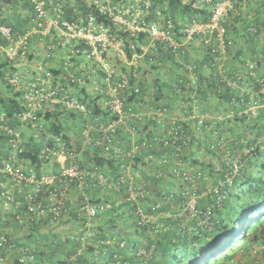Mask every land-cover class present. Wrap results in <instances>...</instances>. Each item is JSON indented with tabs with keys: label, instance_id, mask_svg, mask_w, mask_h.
<instances>
[{
	"label": "built area",
	"instance_id": "1",
	"mask_svg": "<svg viewBox=\"0 0 264 264\" xmlns=\"http://www.w3.org/2000/svg\"><path fill=\"white\" fill-rule=\"evenodd\" d=\"M67 1L25 0L32 9L28 17L29 28L23 33L15 32L1 24L4 11L0 8V54L10 65L9 68L16 70L10 78V83L19 86L28 79L23 72L31 64L29 54L33 53V47L30 42L35 37L42 36L52 44L46 54L48 57L54 53L64 52L63 68L68 73L67 79L70 84H82L71 70L77 66L78 70L85 72L91 69L93 71L94 68L102 72L105 80L101 83L106 85V88L102 90L101 83L93 80L98 84L95 92H101L107 99L97 102L101 107L98 109L82 103L83 100L74 95L75 88L72 86L64 95H60L59 89L53 87L54 79L50 71L38 68L45 77L38 76L25 90L23 99L27 111L19 118L21 122L36 120L39 113L46 108L54 111L57 105L63 104L69 111L92 120L83 131L84 151L99 147L105 161L107 163L114 161L120 168L116 170L115 177L100 173L98 167H93L92 170L84 168L80 160L81 153L74 151L71 145L68 147L60 137L56 139L57 150L46 145L42 151V160H48L49 157L55 159L47 163L53 167L49 174H39L33 168L28 169L27 173L11 162L3 161L0 173L6 174L20 193L24 186L30 187L24 196L26 204L24 212L30 214L25 220L50 215V222L58 224L66 202L75 201L74 196L83 204L78 209L83 213L79 215V220L85 217L95 219L104 207L100 208L94 204L92 198L87 195V190L96 185L105 188L104 191L113 189L118 192H123L124 186H127L131 192L129 201H134L138 197L144 198V203L135 211L141 225L146 226L150 223L154 225L160 219H181L180 227L188 234H193L200 226H211L213 215L223 208L235 181L242 178L247 162L254 159L258 151H264V14L260 16L258 28L255 25L249 28L253 43L256 42L258 45L253 56L239 60L238 71H230L227 62L234 56L230 53L233 51V45L230 43L231 46H228L226 40L227 25L231 14H238V8L245 12L249 10L251 4L249 0H220L213 4L214 8L208 22L192 21L182 27L178 34L174 31L176 30L174 22L166 21L158 6L152 13L153 0H92L100 14L108 17L123 34L130 33V38L114 34L110 26L99 23L93 15L85 20L64 19ZM207 3H212V0H207ZM54 30L59 33L56 37L52 35ZM139 35H144V38L139 39ZM196 42L208 52L204 66L211 74L206 80H202L197 72V63L193 60L188 61L186 64L188 81L180 80L174 86L183 110V115L178 117L172 114L173 108L168 105L156 104L158 89H154L151 95L143 87L142 82L138 81L140 71L135 64L140 59L147 58L148 65L152 67L160 65L158 59L162 53L172 55L176 63H184L185 55ZM129 52L132 54L130 57ZM123 65L134 68L123 73L119 68ZM224 93L228 94L229 100L227 104L222 103V106L231 109L235 119L245 120L242 123L246 125L245 134L240 138H232L215 129L214 121L222 120L225 113L221 111L211 113L207 109L213 102H220L218 94ZM4 117L5 114L0 115V131L14 133L16 140L11 143L15 150L22 153L23 149H18L22 142L20 133L11 130ZM93 132H97L98 135L92 137ZM207 133L212 135L207 137ZM158 134L163 137L156 147L152 142L157 139ZM150 135L155 138L150 139ZM123 139H128L131 144L122 141ZM190 148L191 150L201 148L213 155H220L225 164V169H218L223 172V178L200 196L199 184L204 177L200 173L193 175L189 170L190 163L185 162ZM144 154H146L144 159L136 163V155L141 157ZM142 162L146 165L143 166ZM151 163L159 168L155 171V168H151L153 166ZM55 164L58 165L57 170H54ZM163 169L180 183L181 191L176 194L177 202L173 199L175 194H172L173 196L163 197V201L156 200V203L148 206L145 202L151 194L145 189V179L155 172L158 176H163ZM73 186L77 193L72 191ZM44 188L49 192L45 205L40 200ZM201 197L208 200L207 202L211 200L205 211L199 209L198 199ZM12 200L9 196L2 207L7 208ZM1 202L2 200L0 208ZM167 205H171V209L156 216L147 211L152 207V212H157ZM22 206H24L22 201H15L16 209ZM183 217L186 220L182 219ZM17 218L24 224L21 215ZM189 220L191 222L195 220L197 225H190ZM86 224L91 228L90 220ZM156 228L167 232L174 229L166 222L158 223ZM87 234H90V231ZM101 244L118 246L120 249L126 246V242L120 241L117 237L106 242L100 241L99 245ZM1 251L9 255L15 254L21 264H32L37 260L35 249L30 246H19L6 235L0 236ZM153 254V249L140 248L136 256L138 260L146 261L151 259ZM5 261L6 258L0 253V264H4Z\"/></svg>",
	"mask_w": 264,
	"mask_h": 264
},
{
	"label": "trees",
	"instance_id": "2",
	"mask_svg": "<svg viewBox=\"0 0 264 264\" xmlns=\"http://www.w3.org/2000/svg\"><path fill=\"white\" fill-rule=\"evenodd\" d=\"M56 1L57 0H53V2ZM70 1L72 0H69V3ZM218 1L220 0H212V3L208 4L207 0H194L189 3H185V0H153L154 5L152 8V13H154V10L158 6L161 9L164 19L166 21L172 20L174 22V25L176 26V30L174 31L178 34L182 27L190 24L192 21H197L199 23L208 22L214 8L213 4H216ZM249 2H251V0H249ZM7 3L12 5L14 13L9 17L4 14L1 24L12 28V30L15 32H25V25L28 24L29 16H21V14H19L20 10H18V8H22L21 5H23L24 8L29 10V15L31 14L32 7L30 4L25 2V0H19V2L16 0H7ZM69 3H67V7L65 8L64 19L76 21L79 18H83L85 20L88 18V16L93 15L97 18L99 23H104L110 26L114 34H118L120 36L122 35L126 38L131 37L130 33L127 32L123 34V32L119 30V27L110 21L108 17L100 14V12L94 6L92 0H80L79 3L76 2V6H71ZM251 7L252 4H250L249 9H251ZM258 10L262 11V14H264V0L260 1ZM237 12V15L231 14L230 21L235 19L237 22L239 20L245 22V29L242 32L243 40L246 46L253 45L257 49L258 45L256 42L253 43L252 34L249 32V28L251 25H255L258 28L260 17L250 16L248 11L245 12L240 8H238ZM229 24L227 25L226 40L228 46H231L230 43L234 45L237 43V41L234 42L233 37L230 35ZM143 38L144 35H139V39ZM36 41H38L39 44H43V46L46 48L45 53L47 54L49 52V47L52 45L50 41L45 37L37 36L30 42L32 47L34 44H36ZM160 53H162V51H160ZM33 55L34 53L29 54L30 62L33 59ZM128 55L130 57L132 55L131 52H129ZM162 55H164V53H162ZM165 55L175 62L172 55ZM189 55L190 54L188 53L185 55V61L187 62ZM204 61L206 63V59ZM64 65L65 60L62 66L64 67ZM4 66L10 67V65L8 62L4 61L3 65L0 66V77L3 78V80H5L4 73L2 72V68H4ZM71 70L73 71L77 80L79 79L82 81V84H70L67 79L68 73L64 70V68H62L60 71L50 72L54 79V89H59L60 95H64V93L69 90V87L72 86L75 88L74 95L79 97L80 100H83L82 103L89 107L94 106L92 108L101 109V107L97 105V102L105 99V95L101 92L92 91V93L87 89L88 82L91 83V81L96 80L99 84L102 80H105V75L100 72V77H97L99 74L92 73L91 70L86 72L76 69ZM11 71L15 72L16 70L11 68ZM38 76L45 77V75L41 72L32 75L31 77L26 76L28 79L24 82H21L19 86L11 84L10 80L9 82L5 80V83H7L6 85L14 90L22 85V87L20 89L18 88L19 90L14 92L12 96L0 98V115L5 114L4 121L7 122L8 127L15 133H20L22 142L19 144L18 149H23V152L20 153L18 150L13 148V144L11 142L16 140L14 133L0 131V165L3 161H6L11 162L16 167H18L21 166V163L26 162L30 164V166H33L36 170H39L42 165L47 166L48 162L55 161L53 157L52 159L49 157L48 160H42V151L44 148H46V145L57 150L58 148L56 145L58 143L56 139L57 137H60L68 147L71 145V148L74 151L81 153L80 160L84 165V168H91L92 170L93 167H98L100 173L103 172L106 176L115 177L117 175L116 170H119L120 165H116L114 161L107 163L99 147L95 146L84 151L83 131L86 129L88 123L92 121L91 119L87 120L83 115L75 113L71 110L69 111L65 105L60 104L55 107L54 111L50 108H46L45 111L40 112L36 117V120H27L25 122L20 121L19 116L27 111L25 100L23 99L26 93L25 90L31 83H34L35 78ZM133 82L134 81L132 79V83ZM101 86L102 90L106 88V85ZM177 96L178 95L176 94V97ZM218 97H220V102L217 103L221 105L222 103L227 104V101L229 100L227 93L222 95L218 94ZM221 114L224 115V113ZM223 120H225L224 117L222 120L214 121L215 129L223 131ZM235 120L240 124L245 121L238 119ZM97 135V132L92 133V137H96ZM158 135L159 136H157L156 140H153L155 136L153 137V135H150V139L153 140L152 144L156 147L159 145V140L163 137V135ZM211 135L212 134H209V136ZM122 141L128 143L129 145L131 144L128 139H123ZM199 149L201 148H198L197 150L199 151ZM206 152L212 154L209 151ZM262 152L264 151H258L255 158L247 162V165L245 166L248 167L244 169L246 172H244L242 178H239L237 181H235L234 187L230 190L229 198L226 200L225 205L220 211L213 215L211 219V226H200L193 234H188L185 233L184 229L180 227L182 222L181 219H160L157 222V224L160 222H166L168 225L171 224L174 229L168 232L164 231L163 229H157L156 223L154 225H152V223L147 224L146 226L141 225L138 221L139 219H137L135 216V211L141 203H144V198L138 197L134 201H129L128 198L131 192L128 191L127 186H124L123 192H118L117 190L113 189H107L104 191L105 188L103 189L102 186L95 185V187L89 188L87 190L88 193H86L92 198L91 201L94 204L100 206V208L104 207L103 211H101L95 219L98 220L101 218V216L106 214V216L112 217V230L110 231V233L112 232L111 236H107L105 232L103 233L100 229L94 228L92 230V228H88V224H86V222L90 220L92 223L95 221V219L91 220L85 217L79 220V215H82L83 213L78 209L82 207L83 204L80 201H68L66 202L65 210L61 211L59 221L61 223L64 217L68 215L70 216V221L74 222V224H77L80 228L77 234L70 236L73 238L74 243L72 249L67 252L65 256L64 253H61V248H59V252L55 253L56 255H50V259H48L47 263L45 261H40L37 255L36 262L32 264H229L238 256L242 258L250 251H254L257 248L264 246V164L261 160ZM164 153L165 152H161V154ZM47 155L50 156V154ZM191 155L192 154H189L185 158V162L190 163ZM144 156H146V154L141 157L136 155L135 162H140L144 159ZM15 159H18V163L20 165L16 164ZM219 161L221 162L220 170L223 168L225 169V164L222 161L221 156L219 157ZM142 164L143 166L146 165L144 162H142ZM151 164L153 165L151 168H155V171L159 168V166L157 167L153 163ZM211 167L215 174L216 170L219 171L218 169H215L214 166ZM20 168H22L23 171L27 173L29 172L27 168ZM54 169H58L57 164H55ZM162 172H164L163 176H158L157 172H155L154 174H150V176L146 177L145 179V189H148L151 194L149 199L145 202L148 206L156 203V200L163 201V197L169 198L174 194L175 196H173V199H175L177 202L176 199L178 195L167 189V187L170 185L166 183L168 178L174 179L175 181L177 180L175 177L171 176V174L167 173L166 170L163 169ZM200 172L204 174L202 171ZM219 174V179H222L224 175L223 172L219 171ZM0 175L4 177V179H2L3 177L0 178V199L2 200L0 208V221L4 225L11 221L13 225H21L19 219L17 218L18 215H21L23 219L30 216L29 213L24 212L26 210L24 196L25 193L29 191L30 187H23V191L20 193L16 186L15 194L14 191L7 193L5 189H2V181L7 179L11 185H15V183L6 174L1 172ZM88 186L91 185L88 184ZM199 188H201V185H199ZM72 191H75L74 186ZM135 191H137V188ZM198 194L200 196L201 191H198ZM9 196H11L13 199L10 202V205H12L11 212L14 209V213L12 215L10 214L8 216L10 220L6 219L5 222L2 217V206ZM40 196V200L43 201V204L45 205L48 202L47 199L49 197L47 188L42 190ZM15 201H22L24 206H22L20 209H16ZM198 203L199 209L201 211H205L208 207V204L211 203V200H209L208 204L202 205L200 198L198 199ZM107 205H109V208H107ZM169 209H171V205L164 206L157 212H152V207L147 209V211L149 214H154L156 216L158 213L167 212ZM68 211L69 213H67ZM47 217L34 218L30 220L26 219L25 221L30 223L31 226L35 228L39 224H42V220L46 221V219H48L50 222L51 216L48 215ZM182 219L186 220L185 217ZM120 223L121 225L127 223L126 225L128 227L126 228H129V226L132 227L131 232L135 234V239H130L124 231H121L122 228H119L121 226L119 225ZM190 225L195 226L197 225V222L192 220ZM89 231L90 234H87ZM2 235H6L7 238L11 239L12 242L17 243L4 230H0V236ZM113 237L119 238L120 241H125L126 246L123 249H120L118 246L115 247L107 244L99 245L100 241L106 242L108 239ZM19 246H30L35 249L37 254V250L32 244H19ZM142 247L146 248V250L153 249L154 254L151 259L146 261L137 259L136 254ZM49 249V251H52L51 248ZM258 252H260V250H258ZM0 253L3 255L2 251ZM101 258H104L103 261H101ZM16 264L21 263H19L17 260Z\"/></svg>",
	"mask_w": 264,
	"mask_h": 264
},
{
	"label": "crops",
	"instance_id": "3",
	"mask_svg": "<svg viewBox=\"0 0 264 264\" xmlns=\"http://www.w3.org/2000/svg\"><path fill=\"white\" fill-rule=\"evenodd\" d=\"M260 1L261 0H251L252 7L251 9L248 10L250 16L262 17L263 15L262 11L258 10ZM233 20H231L229 24L230 35L233 37L234 42L237 41V43L233 45V51H230V53L233 54L234 58L231 59L229 62H227V66H229L230 71L233 70L238 71L240 69L239 60H246L248 58H251L254 54L255 51L254 49L256 48L253 45L246 46L243 40L242 32L245 29L244 28L245 22L241 20H239L238 22L235 19ZM52 35L56 37L59 35V33L56 30H54ZM37 42L38 41H36V44H34L32 48L34 55L31 64L29 67L24 69L23 74L31 77L32 75L41 72L38 71V68H42L43 70H47L50 72L60 71L63 68L62 64L64 63V52H60V53L57 52L58 54L54 53L51 57H48V55H45V50H44L45 47L43 46V44H41L42 47H40L39 42L38 43ZM188 54H190L188 61L193 60V62L197 63L198 65L197 72L200 78L202 80H206V77L210 76L211 74L210 70L205 69L204 66L205 65L204 60L206 59L207 61L208 59V55H207L208 52L203 48V46L199 42H196ZM158 60L160 65H157L155 67L148 65L147 58L140 59L139 62L135 64V66H137L140 71L138 81L142 82L143 87H145L146 90L149 91L151 95L153 94L154 89H158V93L156 94L155 97L156 104L168 105L169 107L173 108L172 114L180 117L183 115V110L179 103V98L176 97V91L174 89V86L175 83L179 82L180 80L186 82L188 81L187 79L188 71L186 67V64L188 62L184 60V63L178 64L172 61V59L166 55H162L161 57H159ZM184 64L185 66H183ZM119 68L120 71L122 70L123 73H125L130 68L133 69L134 66L131 67V66L123 65V66H119ZM75 69L78 70V66ZM93 71L91 69L92 73L95 74L97 73L99 74L97 75V77H100L101 73L97 71V68H94ZM96 89H98V84H95V82L93 81H91V83L88 82L87 90L95 92ZM207 109L211 113L216 111L218 112L221 111L225 113V117H224L225 120H223V125L225 127L224 126L222 127L224 134L232 138H237L245 134L246 125L240 124L235 120V118L232 115L233 112L231 111V109L226 108L224 105L222 106L217 102H213L212 105H208ZM218 156L219 155H213V154L211 155L206 152L196 151L195 154H192L190 157L191 161L189 164V168L191 169L189 170L192 172V174L193 175L199 173L202 174L200 171L204 173L202 174L204 179L200 181L202 191L212 188L218 182L219 179L218 175H220L219 171L216 170V174H215L211 167L214 166L215 169L221 168L220 165L221 162L219 161L220 156L219 157ZM261 160L262 163L264 164V152H262ZM16 164L17 165L19 164L18 159H16ZM21 167L27 169L34 168L33 166H30V164L26 162L21 163ZM47 173L49 172L47 171ZM1 177L3 176L0 175V178ZM2 179H4V177ZM166 183L170 185L169 187H167V189L171 190L173 193L176 194L180 193L181 186L178 181L168 178L166 180ZM2 184H3L2 189H5L7 193L14 191L15 194L16 185H11L7 179L3 180ZM74 193L77 192L74 191ZM74 198L75 201H71V202H78L75 196ZM201 204L206 205L208 204V202L204 198L203 199L201 198ZM2 208H3L2 217L3 220H5L6 222V219L10 220L8 216L14 213V209L12 208L13 210L11 212L10 208H4V207ZM67 213H69V211ZM106 215L101 216V218H99L98 220L95 219V221L92 223L90 222L91 228L92 230L94 228L100 229L103 233L105 232L107 236H111L112 232L110 233V231L112 230L111 229L112 217ZM24 224L13 225L11 221L6 225H4L0 221V230H4L5 232H7V234L10 235L12 239L15 242H17L18 245L32 244L37 250V255L39 260L45 261L46 263L48 259H50L49 258L50 255L53 256L56 252H59L58 250L59 248H61V253H64L66 256L67 252H69L74 245L73 238H71L70 236H72L73 234H77V232H79L80 229L77 224H74V222L70 221V216L68 215H66L62 220V222L61 223L59 222L58 224H51L48 221V219H46V221L42 220V224H39L35 228H33L31 224L27 223L26 221ZM126 224L127 223L121 225L120 223L119 225L121 226L119 228L120 229L122 228L121 231L122 232L124 231L127 234V236H129L130 239H135V234L131 232L132 227L129 226V228H126L128 227ZM49 248H51L52 251H49L50 250ZM260 248H261L260 252H256L254 255H250L249 252L246 255H244V257L242 258L238 256L229 264H264V247H260ZM2 254L4 255L3 257L6 258L4 264H16L17 257L15 254L12 255L5 253ZM103 259L104 258H101V261H103Z\"/></svg>",
	"mask_w": 264,
	"mask_h": 264
},
{
	"label": "rangeland",
	"instance_id": "4",
	"mask_svg": "<svg viewBox=\"0 0 264 264\" xmlns=\"http://www.w3.org/2000/svg\"><path fill=\"white\" fill-rule=\"evenodd\" d=\"M16 1L19 2V0H16ZM87 1H89V0H87ZM191 1L192 0H186L185 2L186 3H189ZM76 2L79 3L80 0H72V1H70V3H69V0L67 1V3H69L71 6H76ZM21 6H22V8H20V9L18 8V10H20V13L19 14H21V16H29L30 15V14L28 15V13H29L28 11L29 10H27L26 8H24L23 5H21ZM0 8L4 11V14H6L7 17L11 16L14 13V10L12 9V5L11 4L9 5V3H7V0H0ZM28 28H29V25L26 24L24 31H26ZM40 47H42L41 44H40ZM44 50L46 51V48ZM4 61H5L4 57L2 56V54H0V66L3 65ZM2 69H3L2 72L4 73V76H5V80H7V82H9V80H10V78L13 75L14 72H12L9 67H5L4 66V68H2ZM5 80H3V78L0 77V98L10 97V96H12L14 94V92H16L17 90H19L22 87V85H21L19 87V89L17 88V89L14 90V89H12V88H10V87H8L6 85L7 83H5L6 82ZM18 167L20 168L21 166H18ZM33 169L37 173H41V174H49V173H47V171L48 172H52L53 171V167L52 166H45V165L42 166L39 170H36L35 168H33ZM244 169H246V166L244 167ZM244 172H246V171L244 170ZM225 203H224V205H225ZM11 207H12L11 205L7 206V208H10V209H11ZM188 223H191V221L189 220ZM260 249L261 248H257L254 251L253 250L250 251V255H254Z\"/></svg>",
	"mask_w": 264,
	"mask_h": 264
},
{
	"label": "clouds",
	"instance_id": "5",
	"mask_svg": "<svg viewBox=\"0 0 264 264\" xmlns=\"http://www.w3.org/2000/svg\"><path fill=\"white\" fill-rule=\"evenodd\" d=\"M219 132H223V131H219ZM206 136L207 137H209V134L207 133L206 134ZM198 149V148H197ZM196 148H193L191 151H190V153L189 154H195V152L197 151V152H206V150L204 151V150H201V149H199V151L197 150ZM207 153V152H206ZM209 154V153H208ZM212 155V154H211ZM200 185V184H199ZM215 186V185H214ZM200 191H201V193H203V192H205L206 190H204V191H202L201 190V188H200ZM202 198V197H201ZM203 199V198H202ZM205 199V198H204ZM206 200V199H205ZM207 201V200H206ZM264 247V246H263ZM143 248V247H142Z\"/></svg>",
	"mask_w": 264,
	"mask_h": 264
}]
</instances>
